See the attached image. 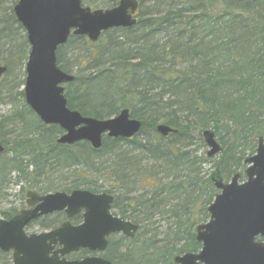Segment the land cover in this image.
I'll use <instances>...</instances> for the list:
<instances>
[{
	"label": "trees",
	"instance_id": "1",
	"mask_svg": "<svg viewBox=\"0 0 264 264\" xmlns=\"http://www.w3.org/2000/svg\"><path fill=\"white\" fill-rule=\"evenodd\" d=\"M140 1L141 17L134 27L104 32L96 43L74 37L56 52L62 71H68L69 63L76 69L64 90L69 109L95 119L128 109L141 122L132 139L103 136L94 150L86 142L57 144L63 131L44 125L26 105L19 89L29 46L13 7L2 9L0 0V40L7 48L0 106L4 100L14 104L16 97L21 101V107L0 113V198L22 179L47 184L38 193H101L90 177L101 171L97 161L109 156L106 174L116 192L103 193L113 196V214L138 231L133 239L110 237L102 257L111 264H175L174 257L201 248L195 229L208 220L207 209L217 194L211 181L215 168L226 180L264 138V0ZM76 42L84 54L71 62L62 59L61 53ZM159 124L176 132L163 137L156 131ZM205 130L221 146L215 160L190 151L196 143L205 147ZM6 135L9 146L2 138ZM211 160L214 170L204 178L202 168ZM72 168L80 169L66 183L62 173ZM54 174L67 186L55 184ZM15 212L1 214L9 219ZM62 219L56 213L38 225L52 229ZM157 220L166 222L162 232L150 230ZM8 257L0 252V263Z\"/></svg>",
	"mask_w": 264,
	"mask_h": 264
},
{
	"label": "water",
	"instance_id": "2",
	"mask_svg": "<svg viewBox=\"0 0 264 264\" xmlns=\"http://www.w3.org/2000/svg\"><path fill=\"white\" fill-rule=\"evenodd\" d=\"M136 9L134 0H122L116 9L90 10L80 0H18L13 7L17 22L25 30L29 54L25 64L23 87L26 105L46 126L63 130L57 144L72 146L79 142L100 149L102 137L129 140L138 134L141 122L130 117L128 109L108 119L82 116L67 106L64 85L74 76L57 64V49L64 45L70 31L95 43L111 28H129L135 20L127 13ZM7 68L0 65V79ZM163 137L176 131L157 125ZM208 148L206 156L214 158L222 151L214 133H202ZM4 146L0 141V154ZM246 181L239 183L235 174L224 183L218 167L211 181L219 193L208 207L209 220L196 227L198 253H186L173 259L175 264H264V242L254 237L264 235V140L259 137L255 154L244 161ZM30 209L21 210L9 220L0 219V251L11 252L12 264H111L101 256L68 260L66 256L80 250L103 253L111 235L133 239L138 226L111 212L113 197L86 190L70 193L54 192L38 195L26 193ZM64 212L68 220L82 213V222L73 226L69 221L56 229L27 234L30 222ZM58 246L57 249H55Z\"/></svg>",
	"mask_w": 264,
	"mask_h": 264
},
{
	"label": "rangeland",
	"instance_id": "3",
	"mask_svg": "<svg viewBox=\"0 0 264 264\" xmlns=\"http://www.w3.org/2000/svg\"><path fill=\"white\" fill-rule=\"evenodd\" d=\"M2 1V9L4 10H8L10 9V7H13L16 3H17V0H1ZM18 34H20V36L18 37V39H22V32L19 31ZM25 35V34H24ZM6 46H5V43L3 40H0V54H1V61L0 63L3 64L4 61L6 60V56H7V50H6ZM72 50V51H71ZM84 53L80 50L79 48V44L76 42L74 43L73 45H71V47H68L66 48L62 53H61V58L62 59H65V61L68 60V62H71L70 59H76L77 57L79 56H82ZM67 66V65H66ZM68 71L66 73H70V74H75L76 73V69L70 65V63L68 64V67L66 68ZM66 87V85H65ZM20 91L23 90V87H21L19 89ZM2 91H4L3 89H1L0 87V94L2 93ZM5 103L0 106V113H5L7 114L8 112H10L13 108L15 107H21V101L19 99V97L14 100V104H10L8 100H4ZM4 140V143L9 146L10 141H11V137L10 136H3L2 137ZM200 143H196L192 148H190V151H193L196 155H206L207 151H208V148L207 147H204V148H201L199 146ZM217 158V157H216ZM110 160H111V157L107 156V157H104V158H101L100 161H97L98 163H100L102 165V168L100 169V173H93V176L90 177L91 180L94 182L97 183V185L99 186L100 188V192H103V191H111L113 194L116 192V190H114L113 188H111L112 185H115L114 183L111 182V179H110V176L109 174H106V168L109 166L110 164ZM215 160V158L213 159ZM213 160H211L210 163H206L203 168H202V176L204 178H209L211 173L213 172L214 170V167H213ZM81 169H83V167H80ZM80 168H72L68 171H65L63 172L62 174H64V177L63 179L66 177L68 178V180L66 181V183H69L71 181V178L69 177H72L73 175V172L74 171H78ZM244 166L242 165L241 168H238L237 169V172H240L243 174V171H244ZM236 172V173H237ZM58 175V174H57ZM56 174L53 175V181L55 182V184H63V185H66V183L60 181L59 179H56ZM233 176V174L229 175L228 178L225 180L226 182L230 181L231 177ZM12 177H14L12 175ZM32 182L26 180V179H22L21 182L18 184V185H14V184H11L9 189H7L6 191V196L4 198H0V219H4L3 215L1 214L2 212H6L8 211L9 209H12V208H18L25 200V193L28 191V190H33L35 192L38 193V190H40L42 187H45L46 188V185H37V184H31ZM34 185V187H32ZM65 187V186H64ZM44 188V189H45ZM42 191H45V190H42ZM58 191H61V189H54V190H50V191H47L46 193H53V192H58ZM143 192V191H142ZM45 193V194H46ZM40 194H44V193H40ZM24 197V200L23 198ZM114 214H116V211H113ZM40 224L37 223L34 225V227H32L31 229H29L27 232L28 233H39V232H43L44 230L40 228V226L38 225ZM44 224H48V222H45ZM156 224L154 227H151L150 230H159V231H163L165 228V224L166 222L165 221H162V220H157L156 221ZM160 232V233H161ZM73 258V257H72ZM11 264V258L8 257V259L4 262V263H0V264Z\"/></svg>",
	"mask_w": 264,
	"mask_h": 264
},
{
	"label": "flooded vegetation",
	"instance_id": "4",
	"mask_svg": "<svg viewBox=\"0 0 264 264\" xmlns=\"http://www.w3.org/2000/svg\"><path fill=\"white\" fill-rule=\"evenodd\" d=\"M121 1H122V0H80L82 7H84V8H89V9L92 10V11H94V10L109 11V10L116 9V8H118V7L120 6ZM134 1L136 2V9H135V11L132 12L131 7L128 8V10H127V13L131 16L132 19L135 20V24H134L133 26H131V27H134L135 25H137L138 22H139V19H140V17H141V1H140V0H134ZM16 4H17V3H16ZM16 4H15V5H16ZM15 5H14V6H15ZM14 6H13V7H14ZM12 9H13V8H12ZM131 27H129V28H131ZM129 28L118 27V28H111V29H109V30H113V29H129ZM109 30H107V31H109ZM107 31H105V32H107ZM25 37H26V34H25ZM74 37H76V36L73 35V30H71V31H70V34H69V37H68V39H67V41H66V43H65L64 45L58 47L57 50H59V49L62 48V47L67 46L68 42H69L70 40H72V38H74ZM26 40H27V37H26ZM27 43H28V42H27ZM28 46H29V44H28ZM71 51H72V50H71ZM243 166L245 167V168H244V171H245L246 166L244 165V163H243ZM244 171H243V174L240 173V172H237V173L240 175V178H239V180H238L239 183H243V182L246 181V177H245ZM225 182H226V181H225ZM39 195H40V194H39ZM30 208H33V206H32V207H29V206L27 205V197L25 196V200H24V202H23V203H22V204L16 209V212H15V214H14L12 217H14L15 215H17L21 210H24V209H30ZM59 213H61V215H63V219H62V221H61L60 223H58V224H57L54 228H52V229H44V228H41V229H43L44 231H47V230H53V229H56V228H58L59 226H61V225H62L64 222H66V221H69V223H70L71 225H73V226H77V225H79V224L82 222V213L76 215L75 217H73V218L70 219V220H68V219L66 218L64 212H59ZM54 214H56V213H53V214H51V215H49V216H54ZM49 216H44V217H42V218H39V219H37V220H34V221L30 222V224H28V225L26 226L25 231L27 232L29 229H31L32 227H34L35 224L39 223V220H41V219H43V218H46V217H49ZM27 234H31V233H28V232H27ZM254 242H255V243H258V244L263 243V242H264V235H260V234H259V235L255 236V237H254ZM55 249H57V247H56ZM87 253H88L87 256H95V255H96V253H92V252H87ZM5 254H9V255H11V253H5Z\"/></svg>",
	"mask_w": 264,
	"mask_h": 264
}]
</instances>
